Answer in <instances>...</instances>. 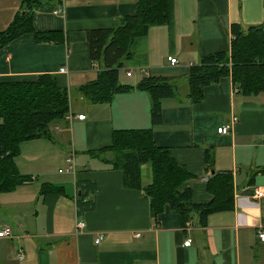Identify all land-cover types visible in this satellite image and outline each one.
Segmentation results:
<instances>
[{
	"label": "crops",
	"instance_id": "obj_1",
	"mask_svg": "<svg viewBox=\"0 0 264 264\" xmlns=\"http://www.w3.org/2000/svg\"><path fill=\"white\" fill-rule=\"evenodd\" d=\"M19 1L0 0V29ZM167 1V22L148 26L129 41L131 55L118 80L133 88L108 102L73 97L78 85L96 75L84 31L118 25L120 16L135 10L134 0H64L59 12L51 2L40 3L32 14L34 29L57 31L61 39L36 43L26 32L0 47V83L51 74L56 86L68 91L71 115L50 126L49 139L18 146L16 169L30 180L0 194V229L11 230V238L0 239V264H264V242L256 239L264 229V197L250 198L253 186L264 188V90L242 95L224 76L202 87L200 102L184 96L187 67L203 54L229 48L230 23L241 29L260 23L263 0ZM145 75L167 76L177 87L174 97L161 100L160 124L150 129L153 144L189 176L177 190H189L194 204L209 202L206 150L212 172L231 175L232 206L207 215L202 228L182 224L166 204L155 217L149 215L140 191L150 183L149 165L139 167L140 190H132L123 187L114 165L103 162L112 157L102 151L112 144V131L150 127L149 98L135 87ZM219 127L226 133L217 134ZM46 187L50 190L42 195ZM75 219L84 223L80 230L74 231Z\"/></svg>",
	"mask_w": 264,
	"mask_h": 264
},
{
	"label": "trees",
	"instance_id": "obj_2",
	"mask_svg": "<svg viewBox=\"0 0 264 264\" xmlns=\"http://www.w3.org/2000/svg\"><path fill=\"white\" fill-rule=\"evenodd\" d=\"M44 2L57 6L60 0L19 1V8L9 24L0 29L1 48L26 32L33 34L36 43L61 39L57 31L34 29L32 14ZM134 3L133 13L120 16L118 25L84 31L88 57L92 64H96V75L78 85L73 97L89 103L108 102L113 94L133 88L118 80L122 62L131 55L129 41L145 34L148 26L166 23L168 19L167 0H134ZM262 3L263 20L260 23L245 29L230 23L229 48L203 54L198 63L187 67L185 99L192 103L200 102L202 87L216 83L224 76L232 82L233 91L242 95H255L264 90V0ZM55 81L53 75L42 73L35 81L0 83V194L30 180L29 176L20 175L16 169L14 161L18 157V146L28 140L49 139L50 126L69 114L68 91L57 87ZM135 84L149 98L150 127L112 131V144L102 150L112 152V157L103 162L114 165L121 174L123 187L132 190H140L139 167L149 165L150 183L140 190L148 201L149 215L155 217L166 204L182 218V224L192 222L202 228L209 214L226 211L232 206L231 175L212 172V161L206 150L203 168L210 175L205 181L209 202L194 204L189 190L179 192L178 186L189 176L184 167L174 163L167 150L156 147L150 137V129L160 124L161 100L174 97L177 87L164 75H145ZM49 190L42 188L41 194Z\"/></svg>",
	"mask_w": 264,
	"mask_h": 264
},
{
	"label": "built area",
	"instance_id": "obj_3",
	"mask_svg": "<svg viewBox=\"0 0 264 264\" xmlns=\"http://www.w3.org/2000/svg\"><path fill=\"white\" fill-rule=\"evenodd\" d=\"M63 1L64 0H60L59 5L55 6V9H56L55 12H59V11L62 10V7H63L62 2ZM167 61L170 64H173L175 62V59L172 58V57H167ZM57 71L58 72H63L64 69H63V67H59L57 69ZM125 74L128 76L129 75V72H126ZM70 117H71V115L68 114L65 117V119H69ZM74 118L76 120H81L83 117L82 116H75ZM232 120L233 119H231V121ZM215 132L217 134H225L226 133V127L216 128ZM66 163L69 165L68 166L69 167L68 170L71 171L72 170V167H71L72 166L71 157L66 159ZM263 197H264V188L258 187V186H253L252 189H251V192H250V198L252 200H257V199H261V198L263 199ZM74 221H75L74 222V231L75 230H80L83 227V225H84L83 221H81L80 219H75ZM8 237L11 238V230L8 228V226L6 228L0 229V239H2V238H8ZM99 239H101V238L100 237L95 238L93 240V243H97ZM256 239L258 241H260V242H264V229H262V230H260V231H258L256 233ZM182 244H183L184 247H187L190 243H189V240L188 239H185L182 242ZM21 258H22V252L20 251L19 252V255L17 256V259H21Z\"/></svg>",
	"mask_w": 264,
	"mask_h": 264
},
{
	"label": "rangeland",
	"instance_id": "obj_4",
	"mask_svg": "<svg viewBox=\"0 0 264 264\" xmlns=\"http://www.w3.org/2000/svg\"><path fill=\"white\" fill-rule=\"evenodd\" d=\"M123 80H129V78H123ZM69 99H71L72 100V102H75V100H73V97L72 96H69Z\"/></svg>",
	"mask_w": 264,
	"mask_h": 264
}]
</instances>
